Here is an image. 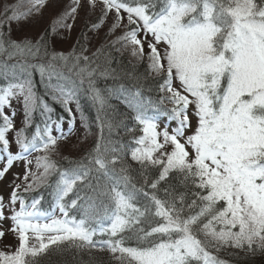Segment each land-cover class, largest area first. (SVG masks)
<instances>
[{
    "label": "snow or ice",
    "instance_id": "6c2138e0",
    "mask_svg": "<svg viewBox=\"0 0 264 264\" xmlns=\"http://www.w3.org/2000/svg\"><path fill=\"white\" fill-rule=\"evenodd\" d=\"M47 3L18 0L0 12V78L6 81L0 85V151L7 154L0 177L31 151L44 153L36 158L37 169L43 171L26 169L25 193L49 186L48 178L58 174L51 211L40 210L42 198L27 202L16 185L9 201L12 215L5 217L0 196V221H12L10 231L18 240L14 250H0V264H56L53 253L73 249L87 250L93 262V250L107 251L108 264H231L221 252L235 249L228 255L236 259H242L239 252L245 253L243 259L264 253V0H87L91 11L99 9L93 29L114 13L107 34L115 35L117 29L121 34L108 47L121 45L138 62L146 60L147 76L135 75V65L133 72L124 73L134 81V91L124 85L116 89L135 113L139 136L137 127L129 128L105 112L112 106L93 79L99 65L91 67L84 47L79 54L75 48L65 54L51 49L47 34L35 43L11 38V22L39 14ZM81 6V0H72L49 31L70 30L72 24L66 21H74ZM34 70L70 115L68 105L76 95L72 75L80 85L87 81L90 99L105 113L98 116L101 135L95 147L70 161L72 167L60 168L51 158L58 141L65 139L62 131L52 135V125L59 130L63 118L53 120V109L35 92ZM115 71L105 68L99 75ZM148 79L155 81L156 99L143 94L142 81ZM13 99L22 105L24 119V127L16 131V154L9 151L7 138L15 111L5 112L12 109ZM190 106L196 125L186 136L192 127ZM37 111L43 128L37 125L28 139L25 132ZM162 116L175 122L171 132L167 124L159 128ZM119 127L132 135L129 144L136 145L130 155L140 165V180L124 160L127 145L110 138ZM152 169L158 170L154 178ZM161 182L167 187L161 188ZM70 194L75 198L69 203ZM73 209L80 210L79 219L70 215ZM4 236L0 229V239Z\"/></svg>",
    "mask_w": 264,
    "mask_h": 264
},
{
    "label": "rangeland",
    "instance_id": "374dc122",
    "mask_svg": "<svg viewBox=\"0 0 264 264\" xmlns=\"http://www.w3.org/2000/svg\"><path fill=\"white\" fill-rule=\"evenodd\" d=\"M18 0H0V12L3 11V6L5 4H14L17 3ZM72 4V0H48L47 5L41 9L39 14H33L31 17L22 20V21H13L11 22V31L10 35L16 41H22L24 39H29L32 42H36L42 35L48 33L49 44L50 47L53 48L57 52H72L75 47V43L77 41H81L82 47L86 50L83 51V55L91 58V61L96 62L97 58L102 59L107 56H110L114 52V54L125 62L127 61L130 65H141L142 67L147 68L146 60L142 62H138L135 57L130 55V51L122 48L121 45H116L115 48L108 47L109 41L115 39V35L121 34V29H117L115 35H108V28L110 27L114 13H110L108 19L99 29L91 28V23L97 22L95 21L96 15L98 14L99 9L96 11H91L87 0H81V7L78 8L76 18L73 21L69 18L66 23L72 24V28L69 30L67 28H58L56 33H51L49 35V30L51 28L52 22L64 11L68 9ZM27 5L25 4V7ZM126 22V21H125ZM5 31H8L6 28ZM86 36V39H85ZM85 43H87L85 45ZM100 49V53H97V50ZM119 49V51L117 50ZM79 54L81 48L76 49ZM145 51H147V45H145ZM83 62V61H82ZM66 74L67 69L64 70ZM145 74L144 76H147ZM122 76V75H121ZM121 76H103L102 80L105 83H108L111 88L115 91L119 88L120 85H124L125 89H132L129 84L126 85L122 80ZM115 77V78H114ZM72 80L76 81V92L80 89H83L79 84V80L75 75H72ZM6 81L0 79V84H4ZM52 83H56V80H53ZM61 83H65L66 88H71L72 85L70 82L64 81ZM145 86V85H144ZM174 86L179 87V82L175 81ZM148 87H144V92H146ZM87 89H84L86 92ZM134 91V90H133ZM117 92V91H116ZM146 95V94H145ZM39 96V95H38ZM12 109L5 108V112L9 115H12V110L15 111L14 116V129L10 130L7 133V138L10 141L9 151L13 154L19 152V145H17L16 141V131L24 127V119H23V108L20 103H18L15 99L12 100ZM168 107H171V104H168ZM190 117L192 122V127L188 128L185 132V135H191L195 130L196 118L192 115L194 111V106H190ZM35 114V113H34ZM38 114V111L36 112ZM149 114H152V110L149 109ZM71 115H74L73 123H77L76 127L73 131H71V135L68 134L66 129L60 128V130H56V126L52 125V135L59 136L61 131L65 134V139L58 141V146L55 152L51 153V158L57 161L58 166L61 167L60 164H70V159L75 157H81L83 153L88 150L91 142L94 140L92 131L84 128L80 124L82 120L81 114L79 111L72 110ZM35 115H33L34 121ZM73 120V118H72ZM63 125H66L62 122ZM159 128L162 130L165 125H168L169 132L172 131V128L175 127V122L169 123L166 117H160L158 120ZM29 127L26 129L25 135L28 132ZM115 135V134H114ZM32 135L30 136V138ZM170 150V149H168ZM190 150V149H189ZM191 151V150H190ZM44 153L42 151H31L26 153L22 159L15 160L12 166L8 169V171L4 174L3 177H0V196L3 197L5 209L4 215L5 217H10L12 215L11 206L9 205L11 193L16 185H21L18 190L20 193L24 192L25 181L24 175L26 169H30L31 172L39 173L43 171V169H37L36 167V158L38 156H42ZM67 158V159H65ZM31 161V163H28ZM7 164V154L0 151V170H2ZM50 176L48 180L51 178ZM29 182H31V178H29ZM16 209H19V202L16 204ZM56 216H60L61 213L59 209H56ZM12 227V221L10 219H4L0 221V229L5 232V236L0 239V250L11 251L14 250L15 246L18 244V240L13 232L10 231ZM11 246V248L9 247Z\"/></svg>",
    "mask_w": 264,
    "mask_h": 264
},
{
    "label": "trees",
    "instance_id": "16d2710c",
    "mask_svg": "<svg viewBox=\"0 0 264 264\" xmlns=\"http://www.w3.org/2000/svg\"><path fill=\"white\" fill-rule=\"evenodd\" d=\"M96 21V19H95ZM46 34H48L46 32ZM51 32H49V35ZM13 39V37H11ZM38 40V39H37ZM19 42V41H18ZM35 43V42H33ZM75 49H79L82 47V42L79 40L77 43H75ZM87 43H85L86 45ZM54 50V47L51 48ZM65 53V52H63ZM71 53V52H69ZM68 54V53H65ZM111 59V64H108L107 61L108 59ZM13 61H10V63ZM38 62V61H36ZM83 65V62H81ZM99 65V69L96 73V75L93 77L95 81V86L99 89L102 90L103 94L108 97V104L111 105L112 107L106 108L105 112L114 118V120H123L124 124L129 127H137V131L135 132L136 136L141 135L142 133L139 131L138 126L136 125V122L134 121L133 117L135 113L129 109L122 101L124 99L123 95H120L118 92H116L113 88L110 87L108 83H105L104 80H102L101 75H99L100 71H103L105 68H111L115 69V73L110 74L108 76H121V80L126 84L130 85L133 87L134 81L127 76L124 75V73H129L133 72V65L128 64V62L124 61L121 59L119 56L117 57L114 52L110 54V56H107L105 58L99 59L97 58L96 62L92 61L91 67H96ZM136 66V65H135ZM146 67H142L141 65H137L135 67V75H142L144 76L147 74ZM78 78V77H77ZM1 79V78H0ZM55 80V79H53ZM79 80V79H78ZM53 82V81H52ZM64 82V81H62ZM143 84L145 85L144 87L152 88L153 90L149 92L148 90L144 92L145 97H152L153 99H156L158 96V93L155 91V81L148 79L142 81ZM33 84H34V90L37 93V95L43 97V99L48 103V105L53 109L52 112V119L53 120H59L61 117L63 118L62 122H64L66 125H63L61 122V128L66 129L67 132L73 131V129L76 127L77 123H69L70 120H72L74 115H70L69 112L65 109V107L54 101L51 98V95H49V89L46 87L47 81L42 80L39 72L37 70L33 71ZM65 84V83H64ZM83 89H79L76 92L75 97L73 100L70 102L68 107L71 108V110L79 111L81 114L82 120L80 121V124L84 128L91 130L93 135L94 140L91 142L88 150H86L81 157H75L71 158L70 161L72 160H79L85 156V154L89 151H91L95 147V143L97 139L101 135V120H98V116L103 117L105 113H101L98 111V106L93 103V101L90 99V96L88 94V84L87 81L83 85H81ZM84 89H87L86 92ZM108 89H112L113 92L109 94L107 91ZM133 90H135L133 88ZM146 94V95H145ZM40 125L41 128H43V117L41 115L37 116L34 118V121L32 122L31 126L29 127L28 132L26 133L28 139H31L30 136L35 134L36 126ZM55 125V124H54ZM58 131V129H56ZM60 130V129H59ZM104 136L106 138L109 137V133L107 128L104 129ZM115 134V135H114ZM111 139L113 140H122L126 145V151L124 154V160L128 165H130L131 169L133 170L131 172V175L136 179L140 180V165L133 161L131 159L130 155V148L135 147V144H129V141L132 139V135L128 134L125 132L124 127H119L117 128L112 134H111ZM62 165L60 168L66 169L69 167H72L71 164H60ZM119 166V165H118ZM158 175V170L152 169L150 172L151 177H155ZM58 179V174H53L52 177L48 180V185L49 186H41L39 188H36L33 191L30 192H22L24 194V198L27 202H31L32 199H41V203L39 205L41 211H49L53 204L55 203L54 197L52 195L53 193V187ZM169 183L175 184L176 181L175 179H170ZM83 188V186H80ZM161 188L167 187V184L164 182H161L160 185ZM148 191V189H145ZM181 191L183 189H180ZM75 196L70 194L68 198H66V201L70 203L71 199H74ZM139 201L141 204L144 203V198L141 195L138 197ZM82 203V201H81ZM70 215L76 216L77 219L80 218V210L79 209H73L70 212ZM236 251L235 249H227L224 252H221L220 255L222 258L229 260L231 264H264V253H258L255 257H248L247 259H243L245 256L244 252H239V256L242 257V259H236L230 255H228L229 252H234ZM91 255L96 258V261H90L89 259V254L87 250L81 251L79 253L76 252V250H70V251H64L62 254L57 255L55 253L52 254L51 259L52 261L56 262V264H98L99 261H103L104 264H108L110 257L109 253L107 251H98V250H93ZM45 264H47V261H45Z\"/></svg>",
    "mask_w": 264,
    "mask_h": 264
}]
</instances>
